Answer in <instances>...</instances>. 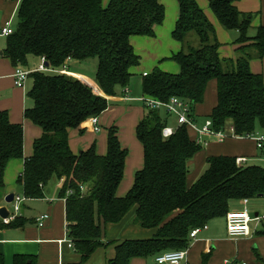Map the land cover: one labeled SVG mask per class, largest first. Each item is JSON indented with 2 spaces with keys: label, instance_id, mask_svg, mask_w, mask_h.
Listing matches in <instances>:
<instances>
[{
  "label": "trees",
  "instance_id": "16d2710c",
  "mask_svg": "<svg viewBox=\"0 0 264 264\" xmlns=\"http://www.w3.org/2000/svg\"><path fill=\"white\" fill-rule=\"evenodd\" d=\"M176 1L178 17L171 37L181 49L170 61L179 72L155 69L143 76L144 97L164 103L175 97L192 110L202 103L207 84L215 81L216 105L209 116L212 130L232 129L234 138L264 130L263 76L252 73L249 65L251 50L257 59L264 57V26L252 33L253 14L237 9L240 0H204L219 25L236 33L233 44L238 58H221L215 29L198 2ZM16 18L2 52L13 67L23 69L33 58H43L51 70L62 69L67 60L96 63L98 94L70 76L37 71L29 75L32 87L27 97L33 105L24 111V118L41 129L29 158H23L22 126L11 124L7 112H0V190L11 160H23L17 184L28 199L43 198L50 182L62 180L58 196L65 200L68 239L81 262L113 243L104 242L106 226L119 224L133 209L132 224L154 234L117 242L110 264L186 250L192 230L215 219L225 220L243 200L264 199V167H237L232 157H208L205 171L188 187L189 162L201 146L190 139L186 127L162 138L169 118L164 111L147 110L135 128L143 167L123 197H117V190L128 151L121 147L115 127L107 130L105 155L99 156L95 145L77 155L71 152L68 131L98 118L108 107L106 97L128 87L131 69L139 65L129 39L154 36L165 18L159 0H108L104 7L102 0H20ZM25 221L16 217L2 227H22ZM210 255H201L200 264H207ZM255 259L264 264L258 254ZM0 264H5L1 254ZM12 264L36 261L33 256L15 255Z\"/></svg>",
  "mask_w": 264,
  "mask_h": 264
},
{
  "label": "crops",
  "instance_id": "0c3cea01",
  "mask_svg": "<svg viewBox=\"0 0 264 264\" xmlns=\"http://www.w3.org/2000/svg\"><path fill=\"white\" fill-rule=\"evenodd\" d=\"M161 1L162 0H159V2L162 4ZM196 1L198 2L200 8L201 5H203V7H208L207 5H204L202 3L205 2L204 0H201L202 2H199V0ZM19 2L20 0H15V1L0 0V28L5 24V22L10 21L12 29L15 30V26L13 24L17 22L16 11L18 9ZM106 4H107L106 0H102V6L104 7L106 6ZM236 6L237 9L242 13L253 14V21L251 24L252 33H254V30L257 27L264 26V0H240L236 4ZM206 17L209 20V22L213 25L216 33H222V31L225 32V30L219 25V23L217 22V20L213 15H212V19L207 15ZM175 23L176 21L174 22V24L170 26L167 25L162 27L163 25L162 24L161 26L156 27L154 34L156 35V33L157 34L159 33L161 35L165 32H168L170 33V37H171V33L174 30ZM144 39L145 37H131L129 39V43L134 53L139 57V65L131 69L132 78L135 79L138 78L137 84H139V79L141 81L144 74L149 75L155 69L158 68L160 69L161 72L173 74L172 72H168V70L163 67L164 59H159L160 58L159 54L166 55L170 52V50L166 49L167 46H164L162 44L161 49L157 50L156 49L157 42L155 43V47H154L152 46L153 42L151 40L147 41ZM6 43H7V39L5 37H0V112H7L11 124H19L22 126L23 158L27 159L32 155L33 143L41 136V129L36 125H34L29 120H26L24 118V111L27 108H31L33 105L32 101H30L29 98L27 97V93L32 87V82L27 80L26 81L27 83H25L23 88H17L14 86L13 74L15 71V67L11 65L8 59L2 57V52L6 47ZM144 46H146L148 49H151L154 52L151 61L142 59L139 56V55L144 56L143 53ZM233 46L236 50L237 47L235 45ZM180 49L181 46L179 44L178 50L175 53L171 52V56L179 52ZM219 55L221 58L233 59L232 55L226 54L222 48H219ZM250 55H252L249 64L251 72L254 74L262 75L261 72L263 68L264 57L262 59H257L254 50L250 51ZM171 56L169 54L168 57ZM238 56L239 55L237 53V58ZM33 61H38V65H40L42 59L33 58L30 60V62ZM253 62L260 65L259 72L256 71L253 67H251V64ZM71 63H74L75 68L76 66L78 67L79 65H81L75 61L67 60L66 69L68 71V75L77 79L81 83L86 84L88 87H91L92 90L98 94L99 90L95 82L92 84L93 86L89 85L80 75H78L75 72V69L72 71L73 68L69 66V64ZM176 67L178 68L177 72H179V67L177 65ZM132 89L133 92L130 93V96L131 94L134 93V85H132ZM117 91L118 93L121 92V95H117L115 97H106L108 101V107L106 111H104L97 118L100 132L98 133L93 132L90 127V124L87 121L84 124H82L79 128L71 129L68 131V145L71 152L75 155H77L82 151H87L93 145H95L96 153L99 156H103L106 153L107 130L110 129L111 127H115L117 129V137L119 139L121 147L128 151V155L125 160L123 180L117 190V197H123L131 188L134 181L135 173L140 171L143 167V150L140 143L136 139L135 128L138 125V123L146 116L147 109L144 107L142 102H141L142 104L136 101H134L135 103H129L131 101L129 100L128 89H127L128 94L126 96L123 93V90L117 89ZM142 96L144 95L141 90L140 97ZM213 104L216 105V103ZM192 113L195 122H197L198 119L197 117L199 116L196 115L193 112V110ZM187 130L193 134L192 137L190 136L189 137L191 140L194 141L197 134L190 129ZM229 139L246 140L249 138L229 137ZM226 142L218 141L209 144L206 143L205 147H207V149L203 154V157L205 159V166L199 169L198 175L202 174L203 170L206 169V159L208 157L224 156V157H232L235 159L245 158L247 160L245 166H254V165H247L248 159L244 157V155H239V156L233 155L234 149H236L233 146L234 142L231 141L227 143ZM254 149L256 151H262L264 149V146L261 149H257L255 144ZM22 171H23V160H11L7 163L3 178L4 188L0 190V208L6 207L11 212L12 205H7L4 202V198L8 194L23 196L22 189L17 184V179L22 174ZM194 180L195 179H191L190 177H188V181L186 182V185L188 187L191 186ZM61 185H62V180L52 181L44 188L43 198L37 200L26 198L20 204L18 217L24 218L26 220L25 224L22 227L12 228V229L2 227L3 224H1V219H0V254L4 257L5 264H12V260L15 255L33 256L35 257L36 264H110V261L114 258V256L105 259L104 263H102L101 259L99 258L101 256H98L99 254H97L96 257L91 256L86 262H81L79 255L74 251L73 247L69 248L67 244L63 242L68 240V233L66 230V221H65V201L64 199H61L58 196ZM37 203H43V204L45 203V205H42L43 210L39 212V214L40 215L47 214L49 216L48 220L45 222L42 228H37L34 223V218L36 217V214L34 215L35 217L32 216V212L34 209L33 205ZM240 204H243V202H239L236 205H234L233 210H231V212H240L241 211ZM134 213H135V209L130 211L119 224L107 225L105 228L104 241L105 242L108 240L113 241L111 239H107L108 237L113 238L115 239V241H119V242L134 237L140 239L150 238L154 234V231L144 230L132 224V221L134 219ZM207 230L204 231L206 232ZM200 233H202V231L199 232L196 238L194 239L196 243L193 242L195 243L193 244L190 242L191 243L190 246L188 247V249H186L187 259L185 262H183L184 264H200L201 261L199 260V256L206 255V253L212 254L213 251H215V255H219L220 245L223 244L222 241L229 242L228 241L229 239L227 238L219 239V240H215V239L211 240L210 238H206V237L198 238ZM251 236L252 235L250 234L248 238H250ZM247 240L253 242L254 239L250 238ZM254 249H256V247H254L253 250ZM113 254L115 255V251ZM155 257L156 256H154L153 258L155 259ZM135 259H132L129 264H133V263L137 264L138 262ZM240 263H245V262H240ZM255 264L258 263L255 262Z\"/></svg>",
  "mask_w": 264,
  "mask_h": 264
},
{
  "label": "rangeland",
  "instance_id": "374dc122",
  "mask_svg": "<svg viewBox=\"0 0 264 264\" xmlns=\"http://www.w3.org/2000/svg\"><path fill=\"white\" fill-rule=\"evenodd\" d=\"M107 2H108V0H106V3ZM161 2H162L163 7L165 9V18H164L162 27L167 26V25L170 26V25L174 24V22L176 21V19L178 17L177 1L176 0H162ZM199 2H202V1L199 0ZM202 3L204 5H207L205 2H202ZM201 8L205 11L206 15L212 19V14L208 10V7H203V5H201ZM13 25L15 26L16 22ZM154 36L153 37H145L144 40H147V41L151 40L153 42L152 46H154V47H155V43L157 42V47H156L157 50L161 49L162 44L164 46H167L166 49L170 50V52L166 55L159 54L160 55L159 59H164L163 67L166 68L168 70V72H172L173 74H175V73L177 74L178 68L176 67L175 63L170 61L171 57H168V56H169V54L171 56V52L175 53L178 50L179 44L170 37V33H168V32H165L161 35L159 33L158 34L156 33V35L154 34ZM216 38L220 44V48H222L226 54L232 55L233 59H236L237 58V52L233 46L234 45L233 44L234 39L236 38V33L235 32H226V31L224 32V31H222V33H216ZM157 39H158V41H157ZM143 53H144V56L139 55L140 58L151 61V59L153 58L154 52L151 49H148L146 46H144L143 47ZM95 65H96L95 61H92V60L84 63V65H79L78 67L76 66V68L74 66V63L69 64V66H71L73 68L72 71L75 69V72L78 75H80L89 85H92L94 83ZM38 66H39L38 61H33V62L29 61L28 65L26 67H23V69L28 73H33L37 70ZM251 67H253L258 72L260 71V65L256 64L255 62H253L251 64ZM43 73H49V71H46ZM261 73H262L263 79H264V62H263V68H262ZM28 80L30 82H32L31 78H29ZM137 82H138V78H136V79L132 78L129 82V85L127 88L129 90V100L131 101L129 103H135L134 101L141 103L142 98L144 97V96L140 97L141 96V90H142V88H141L142 79H141V81L139 79V84H137ZM214 82L215 81H210L207 84L202 103L195 105L192 108L193 112L199 116V117H197L198 119L196 122L197 123L196 125L199 128H201L203 126L204 122L207 119H209V116H210L212 109L214 108V105H215L213 103H216V83H214ZM132 85H134V93L131 94V96H130V93L133 92ZM118 95H121V92L118 93ZM159 115L163 119L166 118L165 114L163 112H160ZM167 121H168V125H167L168 127L175 128L177 126L176 120L173 116L167 118ZM188 134L190 137L193 136V134L190 131H188ZM255 135L264 136V130L256 129V132L253 135L254 137L246 139V140L227 138L223 142H226V141L227 142H229V141L234 142L233 146L238 151L236 149H234L233 155H238V156L244 155V157H246L248 159L247 165L264 167V149L262 151H256L254 149L255 139H256ZM213 142H218L217 135H215V134L212 136L202 137V143L200 145L201 146L200 152H198L189 162V173L187 176L190 177L191 179H195L194 182L201 175V174L198 175L199 169L202 168L203 166H205V159L203 157V154L205 153V150L207 149V147H205V144L206 143L209 144V143H213ZM98 146H99V144H98ZM204 170H203V172H204ZM188 177H187V181H188ZM42 205H45V203L44 204L43 203H37V204L33 205L34 209L32 212V216H34L36 214V217L35 216L34 217L37 218L40 215L39 212H41L43 210ZM240 206H241L240 207L241 211L246 210L247 214L249 215L250 218L254 219V215L257 214L258 218L261 219V221H259V222H251L249 224L250 234L252 235L250 238L254 239L253 242L247 240V239H250L248 237L244 238V239L243 238H239V239L229 238L228 235L226 234V223L224 222V220H222V219L212 220L207 225L208 230L206 232L204 230H202V233L199 234L198 238L199 237H206V238H210L211 240H213V239L219 240V239L227 238V239H229L228 240L229 242L222 241L223 244L220 245V254L215 255V251H213L214 254L212 253L209 256L207 264H223L224 262H227V263L245 262V264L246 263L247 264H255V262H256L255 255L256 254H258L261 257L262 261L264 262V238L261 236V234L264 232V199L258 198V199H253V200H247L246 205L240 204ZM107 239H111L114 242L111 245H108L107 247L98 248L92 255V257H96V255L99 254L98 256H101L99 258L101 259L102 263H104L105 259H108L111 256H114V254H113L114 253V246L117 244V242H119V241H115V239H113V238L108 237ZM137 239H140V238L134 237V238H129L127 240H137ZM190 242L193 243V242H195V240H190ZM195 243H193V244H195ZM254 247H256L255 251L253 250ZM208 248H209V246H208ZM206 254H208V253H206ZM216 256H218V257H216ZM186 257H187V255H186ZM186 259H185V261H186ZM197 259H198V257H197ZM135 260L138 262L137 264H156V263H154L153 257H150L148 259H135ZM199 260L201 261V256H199ZM133 264H135V263H133Z\"/></svg>",
  "mask_w": 264,
  "mask_h": 264
},
{
  "label": "built area",
  "instance_id": "2783aa9c",
  "mask_svg": "<svg viewBox=\"0 0 264 264\" xmlns=\"http://www.w3.org/2000/svg\"><path fill=\"white\" fill-rule=\"evenodd\" d=\"M14 30L11 27L10 21L5 22V24L0 28V37H8L12 35ZM46 61L42 58V61L40 65L37 67V72H46L49 71V73H57L60 75L70 76L68 75V71L66 69V64L62 67V69L59 70H51L48 67L44 66V63ZM67 63V61H66ZM31 73L26 72L25 70L21 68H15L14 74H13V84L17 88H23L26 81L29 78V75ZM147 74H144L143 76H146ZM71 77V76H70ZM123 93L125 96L128 94L127 89L123 90ZM127 99V98H126ZM142 103L144 107L147 110H158V111H164L169 117L173 116L176 120V127L170 128L168 126L164 127L161 131V136L164 139H167L171 137L176 128L179 127H186L187 129L192 130L197 135L195 137L194 142L198 145H201L202 143V137L204 136H212L217 135L218 141L223 142L225 139L229 137H233V130L229 129L227 131H214L211 128V121L207 119L203 126L199 128L196 125V122L194 120V116L192 113V110L190 106L179 100L178 98H171L168 102L164 103L159 100L150 98V97H143ZM88 123L90 124V127L93 132L98 133L100 131V128L98 126L97 117L90 118L88 120ZM254 134L246 135L243 138H252ZM242 138V137H241ZM255 144L257 149H261L264 146V136L262 135H255ZM206 145V144H205ZM247 163V160L245 158H237L235 159V165L237 167L245 166ZM26 199L24 196H17L14 195L13 201L10 205H12L11 212L9 211V217L7 219H1V224L8 225L12 221L15 220L16 217H18L20 204ZM65 201V200H64ZM244 205L247 204V200L242 201ZM49 216L47 214L39 215L37 218L34 219V223L37 228H42L45 224V222L48 220ZM261 221L260 218L254 217V219L250 218L247 214L246 210L240 211V212H231L228 213L225 218L226 223V233L229 238L232 239H239V238H245L250 236V228L249 224L251 222H259ZM66 230L68 233V227L66 225ZM202 230H207V226H204L202 228L194 229L189 233V239L194 240L199 232ZM67 244L69 248L72 247V244L70 240L63 241ZM187 255V250H180V251H169L164 252L159 255H157L154 259V262L156 264H181L185 261ZM223 264H245L240 262H224Z\"/></svg>",
  "mask_w": 264,
  "mask_h": 264
},
{
  "label": "water",
  "instance_id": "95a60500",
  "mask_svg": "<svg viewBox=\"0 0 264 264\" xmlns=\"http://www.w3.org/2000/svg\"><path fill=\"white\" fill-rule=\"evenodd\" d=\"M45 67H48L47 62L44 63ZM14 198V194H8L5 198H4V202L7 205H10L13 201ZM9 217V210L6 207H2L0 208V219H7ZM254 217H257V214L254 215Z\"/></svg>",
  "mask_w": 264,
  "mask_h": 264
}]
</instances>
